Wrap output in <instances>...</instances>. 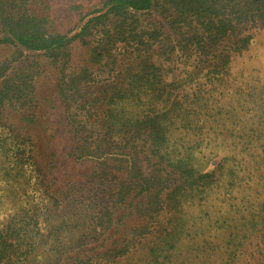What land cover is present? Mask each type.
<instances>
[{
    "label": "trees",
    "instance_id": "obj_1",
    "mask_svg": "<svg viewBox=\"0 0 264 264\" xmlns=\"http://www.w3.org/2000/svg\"><path fill=\"white\" fill-rule=\"evenodd\" d=\"M40 4L0 0V264H264V0H100L64 32ZM41 56L66 178L10 118Z\"/></svg>",
    "mask_w": 264,
    "mask_h": 264
},
{
    "label": "rangeland",
    "instance_id": "obj_2",
    "mask_svg": "<svg viewBox=\"0 0 264 264\" xmlns=\"http://www.w3.org/2000/svg\"><path fill=\"white\" fill-rule=\"evenodd\" d=\"M99 2L100 0H44V4L39 5V12L47 14L51 30L64 32L76 22L81 9L87 10L98 5ZM12 53L13 48L11 46L1 45L0 61L10 58ZM73 55L75 62L82 63L86 56V48L76 45L73 49ZM254 55H257V57L264 56V38L262 36H259L251 46L245 58V64L250 63ZM34 59H37L36 65L39 72L36 83L39 105L36 123H24L17 114L10 116V118L13 122H20L22 129L23 127L26 131L28 129L35 135V138L37 137V145L45 162L49 161L51 156H55L54 158H56L61 167L59 174L66 178L70 172H78L81 166L68 162L67 152L70 144L66 140V129L63 128L62 123L63 108L59 102L56 90V69L44 60L42 56ZM53 164L54 162L51 165Z\"/></svg>",
    "mask_w": 264,
    "mask_h": 264
}]
</instances>
